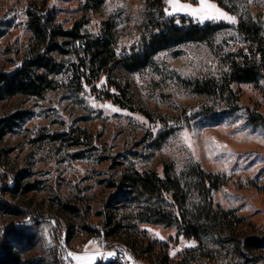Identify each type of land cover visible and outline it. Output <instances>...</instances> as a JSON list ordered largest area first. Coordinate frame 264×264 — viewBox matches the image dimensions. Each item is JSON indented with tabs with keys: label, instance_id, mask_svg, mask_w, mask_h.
<instances>
[{
	"label": "rangeland",
	"instance_id": "rangeland-1",
	"mask_svg": "<svg viewBox=\"0 0 264 264\" xmlns=\"http://www.w3.org/2000/svg\"><path fill=\"white\" fill-rule=\"evenodd\" d=\"M33 1L37 9L55 11V22L64 28L85 14L89 22L78 38L60 37L51 62L39 69L48 73L49 84L0 101L3 143L14 167L8 176L0 174V197L17 208L0 202V243L10 227H26L30 240L8 235L23 264H47L55 255L66 264H95L128 251L120 242L124 239L141 246L140 259L128 253L132 264H250L231 248L187 237L175 225L140 221L141 204L121 201L112 208L114 220L123 226L120 236L105 239L83 227H101L102 204L113 190L110 178L129 168L162 174L166 163L181 176L199 163L225 180L213 197L217 205L244 218L237 231L264 232V125L248 121L249 113L264 117V76L232 84L236 112L202 114L222 103L194 91L198 80L228 75L234 52L246 46L233 25L263 19L264 0H213L235 15L237 23L166 13L230 26L210 42H182L157 52L142 69L121 70L124 92L100 65L80 61L76 48L102 38L119 56L140 39L145 0H104L98 12H85V0H0V72L20 66L33 40L27 14ZM18 174H26L22 182L34 189L6 190ZM190 179L188 175L183 181ZM197 200L192 194L189 206ZM66 204L76 210L67 211ZM67 229L72 230L70 239ZM73 252L84 259L69 256Z\"/></svg>",
	"mask_w": 264,
	"mask_h": 264
},
{
	"label": "trees",
	"instance_id": "trees-1",
	"mask_svg": "<svg viewBox=\"0 0 264 264\" xmlns=\"http://www.w3.org/2000/svg\"><path fill=\"white\" fill-rule=\"evenodd\" d=\"M41 1L46 2V0ZM103 2L104 0H85L84 10L98 12ZM34 5L33 1V5L31 3L27 11L33 40L20 66L12 71L0 72V101L21 91H39L40 88L49 84L48 73H42L39 69L51 62L52 52L60 37L78 38L83 27L89 22V17L85 14L71 28H64L55 22V11L45 7L37 9L36 6L33 7ZM145 6L146 18L141 27L140 39L129 48L123 49L119 56L113 54L110 41L102 38L88 41L84 46L76 48L80 61L100 65L108 74L113 86L122 92L125 88L118 75L121 70L142 69L150 64L157 52L182 42H210L221 28L230 26L226 22H200L185 15L169 16L164 11V0H145ZM233 27L246 46L234 52L231 70L222 80L208 78L198 80L194 84L195 92L219 99L222 103L219 107L214 108L212 105L207 107L202 110V114H214L219 110L238 111L239 106L236 104L237 97L232 84L236 81H256L264 76V18L241 20ZM248 121L254 125H264V117L260 115L249 113ZM3 138L4 131L0 125V174L8 176L14 172V167L9 159L10 151L4 146ZM188 175L191 177L189 183L183 181ZM25 176L26 174H18L17 178L15 177L14 186L6 190L13 193L18 192L19 188H23V192L33 190L32 183L22 182ZM224 183L225 180L220 174L206 171L199 163L189 166L181 176L175 173L170 163L164 165L162 174L156 171L129 168L123 171L119 178L109 179V186L113 190L102 204L101 227L84 225L83 228L105 239L120 236L123 226L114 220L112 208L121 201H127L141 204L138 213L140 221L160 223L165 226L175 225L187 237H193L199 241L210 239L214 244L231 248L245 263H264V232L237 231V226L244 221V218L237 215L235 209H226L215 203L213 193ZM192 194H196L198 200L190 207ZM0 202L8 207L16 208L5 203L1 197ZM65 208L72 212L76 210L68 204ZM26 230V227L7 229L0 243V264H23L21 255L14 249L8 235L19 241L30 240L32 233ZM67 230L69 231L68 239H70L72 230ZM122 241L120 242L129 253L140 259L142 254L138 249L141 246L134 244L136 240ZM150 250L152 249L144 251ZM164 263H167L166 259ZM47 264L66 263L61 255H55L48 260ZM95 264L123 263L116 256L107 260L99 259Z\"/></svg>",
	"mask_w": 264,
	"mask_h": 264
},
{
	"label": "snow or ice",
	"instance_id": "snow-or-ice-1",
	"mask_svg": "<svg viewBox=\"0 0 264 264\" xmlns=\"http://www.w3.org/2000/svg\"><path fill=\"white\" fill-rule=\"evenodd\" d=\"M166 3L170 6L165 8L164 11L171 15L172 13L184 12L192 17H196L201 21L205 19H225L232 23H237V17L231 15L229 12L225 11L223 8L219 7L213 0H197V3L193 4L190 2H182V0H166ZM87 87V85H85ZM141 119H143L141 117ZM159 235V233H157ZM164 239V237H161ZM195 243L194 241L192 242ZM175 254V251L173 252ZM111 255V253H109ZM69 256L74 257L77 261H81L84 257L77 255L76 253H69ZM89 261L92 257L87 258ZM131 259V257H129Z\"/></svg>",
	"mask_w": 264,
	"mask_h": 264
},
{
	"label": "built area",
	"instance_id": "built-area-1",
	"mask_svg": "<svg viewBox=\"0 0 264 264\" xmlns=\"http://www.w3.org/2000/svg\"><path fill=\"white\" fill-rule=\"evenodd\" d=\"M128 251L126 250H121L119 251L117 258L119 259V261L123 264H132V259H129V255H128Z\"/></svg>",
	"mask_w": 264,
	"mask_h": 264
}]
</instances>
